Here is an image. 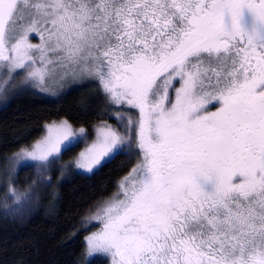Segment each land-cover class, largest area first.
<instances>
[{
	"label": "snow or ice",
	"instance_id": "6c2138e0",
	"mask_svg": "<svg viewBox=\"0 0 264 264\" xmlns=\"http://www.w3.org/2000/svg\"><path fill=\"white\" fill-rule=\"evenodd\" d=\"M0 62L12 72L31 63L28 78L41 84L70 70L98 79L116 127L94 129L78 174L142 154L119 182L123 198L94 217L103 228L86 237V258L264 264V0H0ZM88 137L64 120L21 150L34 162L21 166L37 176L24 205L37 182H51L44 172Z\"/></svg>",
	"mask_w": 264,
	"mask_h": 264
},
{
	"label": "trees",
	"instance_id": "16d2710c",
	"mask_svg": "<svg viewBox=\"0 0 264 264\" xmlns=\"http://www.w3.org/2000/svg\"><path fill=\"white\" fill-rule=\"evenodd\" d=\"M95 79L85 75V81L55 95L32 89L12 95L0 108V165H8L9 157L40 137L50 122L67 120L73 128L84 127L88 132L102 122L114 123L115 119L106 114L102 89ZM82 101L90 103L87 111ZM82 144L65 152L60 161L71 158ZM135 162L136 157L118 155L94 175L73 172L58 183L53 196L45 197L46 203L36 198L23 212L17 210L22 203L19 194L7 198L1 194L0 264H108L105 257H85V237L95 227L87 215L111 196ZM35 179L33 166H20L13 172L12 181L21 188L29 187ZM6 181L0 180L5 194L12 183ZM84 223L90 224L87 230Z\"/></svg>",
	"mask_w": 264,
	"mask_h": 264
},
{
	"label": "rangeland",
	"instance_id": "374dc122",
	"mask_svg": "<svg viewBox=\"0 0 264 264\" xmlns=\"http://www.w3.org/2000/svg\"><path fill=\"white\" fill-rule=\"evenodd\" d=\"M29 43H31L33 45L40 44L39 35L38 34L30 35ZM29 55H31L36 60V64L34 65V67H41V63H40V59H39L40 53L38 51L33 50L32 52L29 53ZM56 55L57 54L50 52V53H48V58L49 59H55ZM32 67H33V65L31 63H27L25 65L24 69H18V70H16V72H12V71L8 70V65L6 63L0 62V108L7 103V101L9 100V98L12 95H14L15 93H17L19 91H23L25 89L26 90L32 89V90H35V91L42 93L43 95H48V96H49V94L55 95L56 91L66 90L67 87L70 85L82 83L83 81H85V75H87V77L89 76L87 73H82L79 70H77L75 72V74H73V72L70 70L68 72V74L66 76H64L63 78H61V74H57V76L55 78L46 79V82L41 84L39 81L32 80V79L28 78V72L32 70ZM17 72L19 73L18 75L16 74ZM95 80H97V79H95ZM174 84H175V87L180 86L179 83H177V82H174ZM170 99L174 100V92L171 90H170ZM124 114L127 116H131L135 120H138V118H139L138 109H131V108H127L125 106ZM62 121H64V120L53 121V122L46 124L45 125V131L43 132V134L40 135V137L36 138L29 145L22 147L17 152H15L13 155H11L8 159V165L6 163L3 165H0V167H1L0 169H2L0 171V176L2 177L4 175L3 177L6 178L7 181L8 180L12 181L13 172L18 167H20L22 165V162L27 161V158H25L22 155L21 150L22 149H27L29 151L32 150V146H34L35 143L43 140V138L47 136V128L49 126L58 125ZM104 124L105 123L102 122L99 124L100 126H98V127L96 126L94 129H98L99 127L103 126ZM106 124H109V125H112L113 127H116V121L114 123L110 122V121H106ZM73 129L78 130L77 128L76 129L73 128ZM94 129H92L91 132H88L89 137H88L87 141L83 142V144L79 147L77 152L71 158H69L66 161H58L57 164L55 166H53L52 169L44 172V175L46 177L47 176L51 177V182L49 184H40L39 182H37L36 186L31 188V194H32L31 203L27 204V205H24L23 203H21L20 207L23 209L21 212H23L26 209L31 208L33 206V201L36 198L41 199L43 201V204L46 203L45 197H47L49 195L53 196L55 194V190L57 189L58 183L61 182L62 179L68 177L73 172H76L74 170L75 169V160H76V158H78L79 153L82 151H86V149L93 142H95L96 132L94 131ZM141 155L142 154L137 153L136 162H135V165L133 167H135L140 162ZM70 161H71V167L64 168V174H63V177H61V171H60L61 165H67ZM27 163L33 164L34 162L27 161ZM4 178H2V179H4ZM2 179H0V180H2ZM36 179H37V176H36ZM12 183H13V181H12ZM12 183H11V188L14 189V196L19 194L20 196H19L18 200L23 201V194L29 191V187L21 188L18 185H16L15 183H13V184ZM31 185H32V183L30 184V186ZM118 185L108 199L98 203L99 206L97 205V208L94 209V211H92V215L91 214L87 215L88 216L87 219L93 218L92 220L90 219L91 220L90 223H92L91 225H95V227H93L88 232L86 237L92 235L93 233L99 232L103 228V221L102 220H96V219H94V217L96 215H103V209L107 204L115 201L116 199H122L123 198V195L120 192V188ZM2 191H3V185L0 184V197H1V194L5 195V193L4 192L2 193ZM86 237H85V244H86ZM95 256L104 257L103 254H97ZM95 256L87 257L86 259H91ZM107 260H108V264H111V258L108 257Z\"/></svg>",
	"mask_w": 264,
	"mask_h": 264
},
{
	"label": "flooded vegetation",
	"instance_id": "af4514ba",
	"mask_svg": "<svg viewBox=\"0 0 264 264\" xmlns=\"http://www.w3.org/2000/svg\"><path fill=\"white\" fill-rule=\"evenodd\" d=\"M218 106H219V105L217 104L216 107H218ZM208 110H209V111H215V107H211V106H210Z\"/></svg>",
	"mask_w": 264,
	"mask_h": 264
}]
</instances>
